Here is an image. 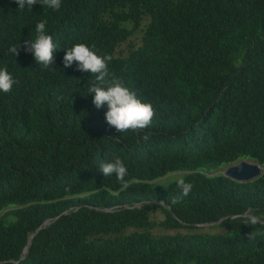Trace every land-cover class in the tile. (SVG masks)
I'll list each match as a JSON object with an SVG mask.
<instances>
[{
    "label": "trees",
    "instance_id": "16d2710c",
    "mask_svg": "<svg viewBox=\"0 0 264 264\" xmlns=\"http://www.w3.org/2000/svg\"><path fill=\"white\" fill-rule=\"evenodd\" d=\"M40 21L49 68L24 50ZM78 43L112 56L148 128L108 125L94 75L63 65ZM0 69V264H264V223H243L264 221V0H0ZM116 158L126 188L100 171ZM240 159L260 174L216 171ZM172 172L192 184L177 203L176 177L155 182Z\"/></svg>",
    "mask_w": 264,
    "mask_h": 264
},
{
    "label": "clouds",
    "instance_id": "9594fccd",
    "mask_svg": "<svg viewBox=\"0 0 264 264\" xmlns=\"http://www.w3.org/2000/svg\"><path fill=\"white\" fill-rule=\"evenodd\" d=\"M20 9H29L37 3L47 6L53 10H59L61 0H16ZM47 21H40L36 24V36L32 40H25L24 50L32 53L34 59L46 68L54 62V52L57 46L53 42L51 35L47 34ZM94 47V46H93ZM19 46L12 45L8 51L14 56L19 55ZM112 60V56L105 54L98 55L89 46L78 43L71 48L66 49L63 56V65L65 68L72 67L75 64L77 70L89 72L94 75L95 81L88 88V93H93L92 103L97 109L107 106L104 113L105 119L110 127H114L117 132H126L132 130L137 132L148 128L155 115L154 109L150 103L140 100L136 94L125 87L119 80L113 78L109 81L108 62ZM16 83L12 75L7 69H0V92L8 93L12 90ZM150 133L145 134L142 139L147 141ZM100 171L105 177L115 176L117 181L122 183L123 187H127L125 177L127 168L121 159L116 158L113 162H107L100 165ZM177 188L180 190L173 203L188 196L192 190V184L186 182L183 176H178L174 180ZM243 223L257 225L264 223L260 218L253 214H244ZM256 233L248 234L249 239H255Z\"/></svg>",
    "mask_w": 264,
    "mask_h": 264
},
{
    "label": "water",
    "instance_id": "95a60500",
    "mask_svg": "<svg viewBox=\"0 0 264 264\" xmlns=\"http://www.w3.org/2000/svg\"><path fill=\"white\" fill-rule=\"evenodd\" d=\"M260 172L261 168L255 164V162L253 163L248 160L240 159L236 162L226 164L220 173L223 177L229 178L233 181L247 182L254 179V177H257ZM29 238H31V236ZM29 242L30 239L27 241L25 247L29 244ZM25 247L21 253L25 252Z\"/></svg>",
    "mask_w": 264,
    "mask_h": 264
},
{
    "label": "rangeland",
    "instance_id": "374dc122",
    "mask_svg": "<svg viewBox=\"0 0 264 264\" xmlns=\"http://www.w3.org/2000/svg\"><path fill=\"white\" fill-rule=\"evenodd\" d=\"M224 166L225 165L219 166V168H217L216 171L217 172H221ZM176 176H177V174H175V172L168 173V174L165 175V177H163V178H161L159 180H156L155 182L158 183V184H165V183L173 180V178H175Z\"/></svg>",
    "mask_w": 264,
    "mask_h": 264
}]
</instances>
